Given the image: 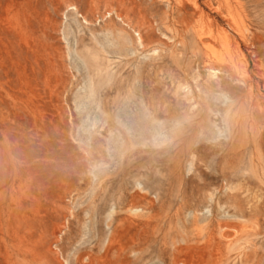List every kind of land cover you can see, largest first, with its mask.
<instances>
[{"label": "rangeland", "instance_id": "obj_1", "mask_svg": "<svg viewBox=\"0 0 264 264\" xmlns=\"http://www.w3.org/2000/svg\"><path fill=\"white\" fill-rule=\"evenodd\" d=\"M263 91L264 0H0V264H75L124 212V264H264Z\"/></svg>", "mask_w": 264, "mask_h": 264}, {"label": "bare ground", "instance_id": "obj_2", "mask_svg": "<svg viewBox=\"0 0 264 264\" xmlns=\"http://www.w3.org/2000/svg\"><path fill=\"white\" fill-rule=\"evenodd\" d=\"M196 1V0H195ZM219 1V0H218ZM222 2V1H221ZM195 3V2H194ZM220 4V3H219ZM202 5V4H201ZM201 5H195V7L193 6V8H195L194 10H192V12L194 11V13H197L198 14V17L199 19L202 21V23L204 22L205 23V28L203 27L202 29H197L195 31V33H198L199 35V38L202 39V38H207L208 40V43H212V42H216V41H220V42H223V43H227V44H230L232 41L234 42L235 46L239 48L240 44L243 43V45H247L246 44V41L242 38L241 36V40L238 39L235 34L236 31L234 30L235 29V20H231V19H228L226 18L225 16L223 17L221 15V13L219 12V9L218 8H214L213 10L211 9V4L209 5V3L207 4L206 2L203 3V6ZM227 5V4H226ZM188 6V5H187ZM220 6V5H219ZM205 7L208 9V11L205 9ZM190 8V7H189ZM182 9L184 11V14H183V19H181L182 21L184 20V23L186 27H189L192 29H194L195 25H192V21L191 19L194 18V14L193 13H188L187 10H186V6H182ZM217 13V17L215 16H212L211 13ZM240 16V15H239ZM238 16V17H239ZM247 19V18H246ZM195 20V19H194ZM221 21H223L225 24V26H227L228 29L225 28V26H223V24H221ZM201 23V22H200ZM237 23V22H236ZM182 24V25H183ZM202 25V24H201ZM185 27V28H186ZM183 28V27H182ZM188 28V29H189ZM238 28V25L237 27ZM187 29V30H188ZM205 30V31H204ZM239 31V29H238ZM240 34V32H238ZM254 34V33H253ZM240 35H238L239 37ZM251 38V37H250ZM263 38V37H262ZM261 37H258L257 35H255L253 38H252V42H253V45L255 44L254 42H260ZM231 40V42H230ZM247 40V39H246ZM202 41V40H201ZM242 42V43H240ZM207 43V44H208ZM249 43V42H248ZM208 44V45H209ZM212 44H215V43H212ZM252 45V44H251ZM250 45V46H251ZM211 46V44L209 45ZM248 46V45H247ZM251 48V47H250ZM256 48V47H255ZM253 48V49H255ZM248 49V47H247ZM249 50V55H255L256 56V51L254 50ZM230 51V50H228ZM232 55V54H231ZM257 57V56H256ZM257 67V66H256ZM251 71V70H250ZM254 74V73H253ZM248 77V76H247ZM248 79V78H247ZM259 79V78H258ZM246 80V79H245ZM252 80V78H251ZM263 80H261L262 82ZM246 82V81H245ZM247 82H251L250 80ZM257 82V81H256ZM255 82V84H256ZM254 83V82H253ZM263 83V82H262ZM250 86V85H249ZM256 86V85H254ZM258 86V84H257ZM248 87V86H247ZM251 87V86H250ZM253 87V85H252ZM257 89V88H256ZM259 91V90H258ZM264 92V91H263ZM261 95V94H260ZM263 96V95H262ZM15 168V167H14ZM13 168V169H14ZM28 173V172H27ZM9 176V175H8ZM11 176V175H10ZM16 178V177H15ZM14 180V178H13ZM11 182V181H10ZM1 188V187H0ZM27 208V207H26ZM25 208L24 207H21L18 209L16 215L23 219L25 216L24 214V211ZM36 214V213H35ZM12 215V214H11ZM132 215V214H131ZM2 216V215H1ZM16 220V218H14ZM18 219V218H17ZM106 220V219H105ZM128 220V216L127 214L124 212L123 214L117 216L115 219H112L110 222H107L106 224H108L109 226V232L107 235H105V239H104V242L101 246V249H91V250H88V249H82L80 251L77 252L76 256H75V264H124L125 261H126V256L123 254L124 249L126 248V245H127V242H126V234H127V230L128 228H126V221ZM21 221V220H19ZM18 221V222H19ZM12 222V221H11ZM132 222V221H131ZM26 223V222H25ZM28 223V222H27ZM16 224V223H15ZM18 226V223L16 224ZM13 226V225H11ZM20 229V228H17V230ZM16 230V231H17ZM21 231V229L19 230ZM25 231V230H24ZM22 231V232H24ZM28 231V230H27ZM21 232V233H22ZM26 232V231H25ZM2 233V232H1ZM8 233V238L10 239V242L12 243V246H14L13 248H15V251H16V255H19V256H22V257H25L26 259L29 258V256H33L34 255V251L31 249V247H29L28 243L25 244L24 246L21 244L23 242H21V235L18 234V232H13V231H10L8 230L7 231ZM55 233V232H54ZM23 234V233H22ZM29 234L32 235V233L29 232ZM24 235V234H23ZM33 238V236H30V237H26L27 239L28 238ZM104 237V236H103ZM31 238V239H32ZM133 238V237H132ZM1 239L3 240V238L1 237ZM25 239V237H24ZM39 239V238H38ZM23 240V239H22ZM30 239H28L29 241ZM34 240V238H33ZM26 241V242H28ZM32 241V240H31ZM4 242V241H3ZM35 244L38 242V241H34ZM42 242V241H41ZM29 243H31L29 241ZM40 244V243H39ZM43 244V243H42ZM32 245V244H31ZM30 245V246H31ZM100 245V244H99ZM39 247H41L39 245ZM34 248V247H32ZM37 250V249H36ZM36 250H35V254H36ZM39 251V249H38ZM0 252H3L4 255L7 257L8 254V247H6V243L5 245H2L0 243ZM39 253V252H38ZM2 255V254H1ZM38 255V254H37ZM40 255V254H39ZM117 255V256H116ZM35 256V255H34ZM42 259V258H41ZM34 260V259H33ZM41 261V260H39ZM35 262H38V261H35ZM178 263V262H177ZM190 262L186 259H182L181 260V264H189ZM7 264V263H6Z\"/></svg>", "mask_w": 264, "mask_h": 264}]
</instances>
